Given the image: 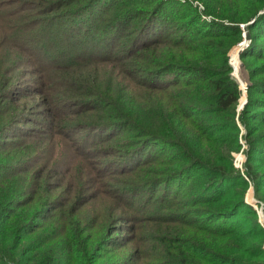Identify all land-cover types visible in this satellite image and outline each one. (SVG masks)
<instances>
[{"label":"trees","instance_id":"trees-1","mask_svg":"<svg viewBox=\"0 0 264 264\" xmlns=\"http://www.w3.org/2000/svg\"><path fill=\"white\" fill-rule=\"evenodd\" d=\"M202 1L213 20H202L181 0L37 1L38 11L59 12L53 20L74 22L75 30L88 24L79 38L95 46L87 53L81 45L65 57L66 50H57L40 66L57 71L47 80L58 89L42 95L46 112L33 131L40 127L49 141L61 137L71 152L65 161L39 158L45 160L40 169L32 164L38 155L0 164V264H40L38 257L42 264H264V230L244 202L248 182L230 155L239 146L241 89L228 64L229 50L242 41L240 25L253 21L240 59L263 63L250 73L239 123L249 147L245 176L264 203V81H253L264 76V0ZM44 2L53 6L45 10ZM91 61L115 65L116 77H132L150 97L119 103L99 72L86 69ZM3 133L0 127V149L16 138ZM106 201L112 205L107 218ZM80 204L100 207L83 241L76 240L79 227L64 217L70 210L78 223ZM21 209L30 222L11 228ZM45 222L61 226L53 238L68 246L59 255L54 248L30 255L23 242ZM146 224L158 225L150 237L160 248L156 257L133 235Z\"/></svg>","mask_w":264,"mask_h":264},{"label":"rangeland","instance_id":"rangeland-1","mask_svg":"<svg viewBox=\"0 0 264 264\" xmlns=\"http://www.w3.org/2000/svg\"><path fill=\"white\" fill-rule=\"evenodd\" d=\"M37 1L38 0H0V127L4 129L3 136L16 135L12 145L0 149V164L9 163L11 159L15 157H22V159H25L38 155V158H34L32 161L33 169H40V166L44 164L49 155H54V159H62L65 161V158L69 156L71 152L69 148L64 147L61 137H55V141H49L46 140L44 131H38L40 127H37V130L33 131L36 127L33 123L36 122L35 124H39L42 121L40 114L46 112V108L42 104V99L45 97L42 95L46 93L53 95L47 91V88L53 90L58 89L56 81L47 80L49 77L52 78L57 71L47 68L48 66H40L54 59L57 56L55 54L57 50H66L67 52L63 55V57H65L67 54H70L69 50H80L79 48H81V45L82 48L83 45L85 46V51L87 53L95 46L94 41L88 39L84 41L79 38L81 36L85 37L86 34L84 31L88 24H85V27H81L79 30H75L73 26L74 22H67L63 19L60 21L53 20L58 17L59 12L42 14L38 11L36 7L40 2ZM181 2L190 3L201 14L202 20H213L211 16L206 14L204 2L202 0H181ZM50 6L53 5L44 2L42 8L46 10V8H50ZM59 11H64V9L59 8ZM263 12L264 11H261L260 13ZM109 13L105 15L102 22L108 20ZM88 19L91 20V18ZM251 23H253V21L240 25L242 30V41L232 47L228 52V64L231 67V77L239 84L241 89V97L235 108V120L240 131L239 146L237 150H232L230 155L232 157L233 168L248 182L244 189V202L255 211L257 223L264 230V203L261 198L256 196L253 184H251L245 176L249 147L247 142L242 138V135L245 134V130L239 123V114L243 111L247 103V89L252 85L250 73L255 70L253 67L263 63V60L254 57L247 58L244 62L240 59L241 52L251 43L250 33L246 29V26ZM78 25H80V23H78ZM94 26L95 23H92V31H94ZM246 34L249 35L250 40L245 39ZM92 36L96 37L95 40L98 41V37H101V34H92ZM102 41H105L103 35ZM261 42L264 43V39H262ZM62 60L63 58L58 59V61H60L57 63L59 67L66 64L65 61L62 63ZM149 63H151L150 58ZM85 66L89 72L92 71L93 68L99 72L98 75L100 79L103 80L102 84L113 94L115 93L118 96L119 103H140L150 97V93H146L143 87L139 88L135 86L136 82L131 79L132 77H127L126 74L123 75L125 77H116L115 65L114 67L112 65H101L91 61V63H86ZM263 77L264 76L256 77L253 81H264ZM56 78L57 77H54V79ZM244 85H248L246 90L243 88ZM110 101L112 104H115L114 100L110 99ZM19 122H21V124H18ZM17 126H19L22 131L27 127L30 134L23 137V135L18 133V129L15 128ZM186 149L188 152L190 151V148L187 147ZM43 156H45V160H40L39 158ZM262 171H264V167ZM59 177V174H57L52 181H56ZM86 189H88V185H85V187L81 189V195L87 193ZM261 191V194H263L264 188H262ZM82 201L84 202V200ZM80 205L83 210L82 212L80 211L82 217L79 218L78 223H75L72 215L68 214L71 212L70 210L64 212V217L66 218V216H68L73 226L79 227V237L76 238V240L81 239L83 241L85 237H88L90 234L92 217L97 214L94 213V211L98 212L100 207L90 206L89 204L86 206L83 204ZM105 206L103 213H106L104 216L107 218L109 216L108 208L112 212L110 201H106ZM29 219L30 216L28 217V212L21 209L11 219V228L30 222ZM39 221L41 223V220ZM154 225L155 224H146L143 226L144 230L141 234V230L137 234H133L136 238L139 236L138 242L143 244L144 249L147 250L152 257H156L160 251L157 245L151 244L154 242L150 237H153L158 227V225ZM60 231L61 226L45 222L40 230L29 236V238L23 242V245L25 247L29 245L31 249L30 255L37 254L40 256L43 252H46L48 248H54L55 252L59 255L62 250L68 246L65 241L62 242L59 241V239L53 238L59 235ZM261 247L264 252V237ZM124 252L125 250L121 253ZM38 260L40 264H42L43 259L38 257ZM16 262H18V259H16ZM103 263L108 264V262ZM84 264L90 263L87 261Z\"/></svg>","mask_w":264,"mask_h":264},{"label":"water","instance_id":"water-1","mask_svg":"<svg viewBox=\"0 0 264 264\" xmlns=\"http://www.w3.org/2000/svg\"><path fill=\"white\" fill-rule=\"evenodd\" d=\"M245 39H246V40H250V37H249L248 34L245 35ZM237 71H238V67H237ZM247 87H248V85H247V86L244 85V86H243L244 90H246Z\"/></svg>","mask_w":264,"mask_h":264}]
</instances>
